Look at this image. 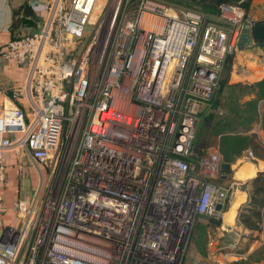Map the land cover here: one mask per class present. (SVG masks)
Here are the masks:
<instances>
[{
	"label": "built area",
	"instance_id": "built-area-1",
	"mask_svg": "<svg viewBox=\"0 0 264 264\" xmlns=\"http://www.w3.org/2000/svg\"><path fill=\"white\" fill-rule=\"evenodd\" d=\"M96 1L30 2L42 28L0 39L1 59L27 66L0 99V210L7 151L46 168L35 197L15 202L0 264H182L197 217L223 215L225 192L209 180L220 155L184 157L253 22L243 0L208 22L161 0Z\"/></svg>",
	"mask_w": 264,
	"mask_h": 264
},
{
	"label": "trees",
	"instance_id": "trees-1",
	"mask_svg": "<svg viewBox=\"0 0 264 264\" xmlns=\"http://www.w3.org/2000/svg\"><path fill=\"white\" fill-rule=\"evenodd\" d=\"M161 1L198 10L205 15V19L208 22L214 20L218 15V6L220 4H236L239 0ZM250 4L251 0H243L242 6L246 12ZM39 24H42V22L38 20L30 2L24 1L12 11L10 36L12 39L18 38L22 35L19 33L21 28L32 27L36 29ZM231 62L232 55H228L213 95L200 112L199 119L203 115L204 117L197 131L195 128L192 140V155L184 157L187 162L198 163L202 157H205L207 150L212 142L216 141L217 137V148L223 157V162L233 163L238 157L243 156L247 149H251L253 160L261 159L264 161V139L257 131L261 121V114L264 112V108H259L258 106L259 101L264 97V79L253 84L229 85L228 71ZM256 88L258 92L254 98L244 102L241 101L243 96L249 95ZM9 94L11 95L10 91ZM207 110L210 111L205 115L204 113ZM230 172V168L221 169V176ZM209 180L213 182L215 179L209 178ZM243 187L247 191L248 200L239 208L236 224L243 229L241 235L243 247L241 251L246 252L254 243L263 241L261 234L264 232V169L257 171ZM228 207V201H226L222 207L223 214L228 210ZM205 217L209 218L208 222L212 228H217L221 225L222 216L219 219H214L216 217ZM193 230H195L194 227ZM193 232L191 236H193Z\"/></svg>",
	"mask_w": 264,
	"mask_h": 264
},
{
	"label": "crops",
	"instance_id": "crops-1",
	"mask_svg": "<svg viewBox=\"0 0 264 264\" xmlns=\"http://www.w3.org/2000/svg\"><path fill=\"white\" fill-rule=\"evenodd\" d=\"M24 1L41 4L44 0H0V39L3 42L12 40L10 36L12 11ZM34 13L43 24V19L46 16L45 11L37 10L34 11ZM246 13L248 18L252 21L264 19V0H251V4ZM0 49H6V47L2 46ZM10 62L14 63L12 61ZM16 72L17 67H9V69L2 71V78L8 77V79L4 81V79L0 77V99L3 92L8 93L10 87L18 85L16 82L10 80V78L13 79L12 77ZM262 79H264V44L259 45L254 42H238L237 49L232 55V62L228 71V84H253ZM257 92L258 89L256 88L253 92H250L249 95L243 96L241 101L244 102L254 98ZM22 99L24 98H21L20 101ZM21 103L24 104L23 101ZM258 106L259 108H264V97L261 98ZM257 131L264 139V112L261 114V121ZM26 160L25 163L27 165L32 162L28 155ZM26 164H22V159L19 155L17 157L15 153L10 151L5 153L4 165L6 172L1 193L3 204L0 210V238L10 231L12 227L16 226L18 222V210L15 202L18 199L30 200L32 185L34 183V178H37V173L35 170L28 169V167L25 166ZM35 166L40 176L41 173L45 174V167L42 165L38 167L36 164ZM20 167L23 169V176H19ZM231 167L233 168V181L231 186V201L227 211H230V207L235 200L238 199V203L230 222L225 221V217L222 216V221L224 223L222 233L227 234L226 236L228 237L233 233L232 238L225 239L223 248H227L236 243L237 239H241L243 229L236 224V217L239 208L248 200L247 191L243 186L257 171L264 169V161L261 159L253 160L251 149H247L243 157H238L231 163ZM261 237L263 240L262 242H264V232H262Z\"/></svg>",
	"mask_w": 264,
	"mask_h": 264
},
{
	"label": "rangeland",
	"instance_id": "rangeland-1",
	"mask_svg": "<svg viewBox=\"0 0 264 264\" xmlns=\"http://www.w3.org/2000/svg\"><path fill=\"white\" fill-rule=\"evenodd\" d=\"M104 1L105 0H97L95 3V10L99 11ZM65 2L68 3V0H65ZM42 26H43L42 24H39L38 28L36 29L32 27H23L20 29L19 33L23 35L33 34V32H36L38 29L40 30ZM9 67H17V72L13 75V77L11 75L13 79L10 78V80L12 82L13 81L16 82L18 86H23L26 80V75H27L26 64H22V63L19 64L15 62L11 63L8 60L0 58V77L1 78L3 77L2 71L9 69ZM2 79H4V81H7L8 77L2 78ZM9 91L10 92L12 91V93H14L12 89H9ZM15 91H19L20 93L21 89L16 88ZM15 96L21 98L23 97V93L15 94ZM22 101L25 105H27L24 99H22L21 102ZM209 111L210 110H207L206 113L204 114L207 115V112L209 113ZM203 117L204 115L201 116V118L198 120L196 131L199 125L201 124V120ZM217 142H218V137L216 138V141L214 143L212 142L205 156L209 155L210 153H218L220 155V163L217 169V173L214 177L215 180L213 181V183L217 187L222 188L224 190L225 203L226 201H228V205H229L231 201V189H232L231 186H232V181H233L232 179L233 168L231 167V163H229L231 172L224 173V176H221L222 175L221 169H220L221 164L225 162H223V157L221 156L217 148ZM19 156L22 159V164H26L25 161H27L26 160L27 155L24 152L20 151ZM51 160H53L52 155L50 156L47 162L50 163ZM25 166L28 167V169L35 170L37 173V178L36 179L34 178V183L32 185V189L30 193V200H32L35 197V194L39 187L41 176L39 175L37 167L35 166L33 162L28 163V165L26 164ZM40 204L41 203H39V206ZM233 213H234V207L231 209V212L227 214L228 219L233 218ZM219 218H214V219H219ZM208 221H209V218L205 216L198 217L197 221H195L196 223L193 226L195 230H192V232L194 231L193 236L190 235V243L187 248L182 264H264V248H263L264 245L262 241L254 243L250 247V249L245 252L246 253L245 259L235 260V258L229 257L225 260L226 263H224L223 254L225 252L230 251V250L236 251V252H242L241 249L243 247L242 246L243 240L241 241V239L239 238L237 239L236 243L228 246L227 248H223L225 239L232 238L233 233L230 234L231 235L230 237L226 236L227 234L222 233V229L224 227L223 221L221 222V225L217 228H212ZM211 239H212V243L210 242Z\"/></svg>",
	"mask_w": 264,
	"mask_h": 264
},
{
	"label": "water",
	"instance_id": "water-1",
	"mask_svg": "<svg viewBox=\"0 0 264 264\" xmlns=\"http://www.w3.org/2000/svg\"><path fill=\"white\" fill-rule=\"evenodd\" d=\"M240 43L254 42L259 45L264 44V19L253 21L250 24H245L239 37ZM230 168L229 163H222L221 169ZM219 209V206H217Z\"/></svg>",
	"mask_w": 264,
	"mask_h": 264
},
{
	"label": "bare ground",
	"instance_id": "bare-ground-1",
	"mask_svg": "<svg viewBox=\"0 0 264 264\" xmlns=\"http://www.w3.org/2000/svg\"><path fill=\"white\" fill-rule=\"evenodd\" d=\"M237 203H238V199L235 200V202L233 203V205L230 207V211H227L226 213H224L223 216L225 217V221L229 222V221L232 219V218H231V219H228L227 214L231 212V209H232L233 207H234V212H235V207H236ZM233 215H234V213H233Z\"/></svg>",
	"mask_w": 264,
	"mask_h": 264
}]
</instances>
